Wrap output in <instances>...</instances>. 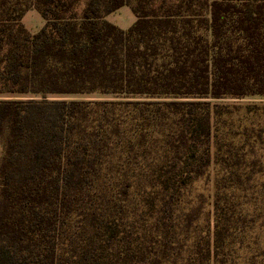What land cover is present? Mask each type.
Masks as SVG:
<instances>
[{
  "label": "trees",
  "instance_id": "obj_1",
  "mask_svg": "<svg viewBox=\"0 0 264 264\" xmlns=\"http://www.w3.org/2000/svg\"><path fill=\"white\" fill-rule=\"evenodd\" d=\"M253 96L264 0H0V264H255L264 105L214 102Z\"/></svg>",
  "mask_w": 264,
  "mask_h": 264
},
{
  "label": "rangeland",
  "instance_id": "obj_2",
  "mask_svg": "<svg viewBox=\"0 0 264 264\" xmlns=\"http://www.w3.org/2000/svg\"><path fill=\"white\" fill-rule=\"evenodd\" d=\"M14 2L16 0H13ZM121 14V19L125 18L127 19V24L128 22H130V18L127 17L126 15L123 14V12H120ZM113 16H117L116 14ZM22 24L24 25V27L28 30V32H30L31 34H35L37 32H39L41 30V28L44 26L45 21L44 19L41 17V15L35 10V9H29L23 19H22ZM119 26V25H118ZM122 29H125L127 26H119ZM18 98H23V99H31V98H38L40 99V97H32V96H26V97H18ZM86 99V100H99V99H110L107 96H100V95H87V96H78V97H71L69 99ZM214 102L219 103V104H226L231 106L233 109L235 110L234 113V119L235 122L237 123V125L241 124V120L244 121L245 123V119H251L250 116L247 114L246 112H244L243 110H236L238 107H247V106H252V105H264V96H253V97H248V98H244V99H232V98H228V99H222V100H214ZM0 153H1V147H0ZM256 231V232H255ZM261 236L262 240L264 239V222L260 221L259 223H257L254 226V231L249 232L248 233V238L252 237V236ZM263 245L260 247H255L254 250L256 253H262V250H264V242H262ZM253 251V252H254ZM242 258L240 259V263L241 264H249L247 263V258L249 257L248 254V250L246 249H242L240 251ZM255 264H264V257H259L258 259H256Z\"/></svg>",
  "mask_w": 264,
  "mask_h": 264
},
{
  "label": "crops",
  "instance_id": "obj_3",
  "mask_svg": "<svg viewBox=\"0 0 264 264\" xmlns=\"http://www.w3.org/2000/svg\"><path fill=\"white\" fill-rule=\"evenodd\" d=\"M123 12V14L124 15H126L127 17H129L130 18V22H128V24H127V19H125V18H123V19H121V14H120V12ZM117 15V16H113V15ZM107 20L110 22V23H112V24H114V25H116V26H127L125 29H123V30H127L129 27H131L134 23H135V21H136V16L134 15V13H133V11H132V9L130 8V7H128V6H124V7H122L121 9H119L118 11H116V12H114V13H112V14H110L108 17H107ZM118 26V27H119ZM120 28V27H119ZM122 29V28H121Z\"/></svg>",
  "mask_w": 264,
  "mask_h": 264
}]
</instances>
